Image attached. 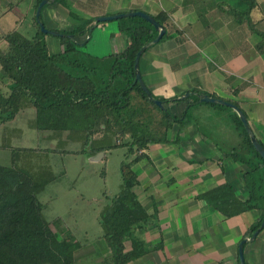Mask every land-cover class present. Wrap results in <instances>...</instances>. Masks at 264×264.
Segmentation results:
<instances>
[{
  "label": "crops",
  "instance_id": "obj_1",
  "mask_svg": "<svg viewBox=\"0 0 264 264\" xmlns=\"http://www.w3.org/2000/svg\"><path fill=\"white\" fill-rule=\"evenodd\" d=\"M67 1L71 13L93 21L86 51L98 58L121 52L128 38L117 21L96 25L95 19L131 12L168 18L171 38L149 48L140 70L154 96L181 101L168 107L179 118L186 114L189 125L178 138L176 126L170 143L147 146L133 166L135 192L153 219L143 236L149 253L129 264H238L239 245L252 237L247 234L263 213L226 218L210 195L229 185L239 200H247L245 172L259 161L243 143L233 109L193 103L200 94L238 106L264 147V0ZM185 94L190 96L182 99ZM244 254L246 264H264V230L244 245Z\"/></svg>",
  "mask_w": 264,
  "mask_h": 264
},
{
  "label": "trees",
  "instance_id": "obj_2",
  "mask_svg": "<svg viewBox=\"0 0 264 264\" xmlns=\"http://www.w3.org/2000/svg\"><path fill=\"white\" fill-rule=\"evenodd\" d=\"M42 1L36 0V12ZM60 1L63 0L55 3ZM254 7L252 3L247 14ZM155 19L167 30L159 42L163 43L171 38L168 18L161 14ZM117 22L128 38L126 48L103 58L86 51L93 21L59 31L73 36L59 38L62 47L59 54L51 55L47 35L42 33L37 21L35 37L28 39L17 31L7 33L8 48L0 53L3 78L10 82L7 92L0 89V126L14 121L21 111L33 108L32 128L38 133H67L69 139L90 145L88 152L87 147L83 150L90 157L117 148L127 149V160L121 165V190L117 195L106 196L107 204L99 215L103 238L110 249V255L101 264H129L149 253L143 236L153 217L135 192L139 182L133 166L144 159L141 152L147 146L168 144L176 126L178 138L180 128L189 125L186 114L179 118L169 110L168 105L180 103L179 99L153 95L163 103L162 108L158 107L136 82V56L143 46L158 37V31L139 17ZM261 36L264 40V33ZM195 99L193 104L200 102L197 96ZM234 117L243 143L259 161L251 166V171L245 172L250 195L241 201L233 188L225 185L210 195L217 203L210 202L226 218L261 210L262 218L247 234L251 237L264 220V175L260 172L264 169V160L236 113ZM0 149L10 150L12 155L10 166L0 163V264H77L75 253L83 245L72 235L59 238L51 229L45 205L39 199L55 180L51 171L42 165L32 171L18 167V152L30 149L4 146ZM53 152L59 150H46L49 154Z\"/></svg>",
  "mask_w": 264,
  "mask_h": 264
},
{
  "label": "rangeland",
  "instance_id": "obj_3",
  "mask_svg": "<svg viewBox=\"0 0 264 264\" xmlns=\"http://www.w3.org/2000/svg\"><path fill=\"white\" fill-rule=\"evenodd\" d=\"M65 1L48 4L43 10L41 22L47 29L64 31L70 30L69 27L84 26L86 17L71 15V5ZM31 5L32 0H9L6 8L0 6V53L8 48L5 40L7 33L17 31L28 39L37 34L36 11L31 10ZM64 8L68 12L65 20L60 17ZM46 42L51 55L62 50L58 37L47 35ZM113 42H116L114 38ZM0 75V89L7 92L10 82L3 78L1 65ZM34 119L35 109L27 108L14 121L2 124L0 146L30 149L18 152L19 168L32 171V168L42 165L51 171L55 180L39 195L45 205V216L51 223V229L60 239L72 235L75 241L83 245L75 253L77 264H101L110 255V249L103 238L99 215L107 204L106 196L117 195L121 190V165L127 160V149L117 148L106 155L99 153L90 157L83 151L87 147L88 152L90 145L85 146L83 141L69 139L67 133H38L31 127ZM47 149L59 152L49 154L46 153ZM11 160V151L0 149V163L10 166Z\"/></svg>",
  "mask_w": 264,
  "mask_h": 264
},
{
  "label": "water",
  "instance_id": "obj_4",
  "mask_svg": "<svg viewBox=\"0 0 264 264\" xmlns=\"http://www.w3.org/2000/svg\"><path fill=\"white\" fill-rule=\"evenodd\" d=\"M57 0H43L40 5L38 6L37 12H36V21L42 31V33L46 34V35H51L54 37H70L72 38L73 36L71 35H65L60 33L59 31H52L46 28V26L41 22V14H42V10L43 8L48 5V4H52L54 2H56ZM133 17H139L142 18L144 20H146L148 23H150L157 31H158V37L152 41L151 43L146 44L145 46H143L135 59V74H136V82L139 83L140 87L142 88V90L146 93V95L148 96L149 99H151L158 107H163V103L159 100L154 99L153 97V93L150 91V89L147 87V85L145 84L142 74H141V70H140V60L142 55L144 54V52L149 49L150 47L158 44L162 38L165 36L166 34V30L164 28L163 25H161L153 16L144 13V12H131V13H125V14H118V15H113V16H105V17H99L96 19V25L100 24V23H105V22H111V21H119L121 19L124 18H133ZM89 39V37H88ZM190 96V94H185L182 99L188 98ZM198 97L200 98V101L202 103H208V104H218V105H222V106H226L229 107L231 109H233L239 116L240 120L242 121L246 131L248 132L252 144L254 146V148L256 149V151L260 154V156L263 158L264 160V147L261 145V143L257 140V138L255 137L253 130L249 124L248 118L245 115V113L236 105L226 102L224 100L221 99H217V98H212L209 97L207 95H198ZM264 229V220L261 224V227L252 235V237L250 239H244L240 245H239V258H240V262L241 264H246L245 261V254H244V245L246 243H248L249 241H254L258 235L261 233V231Z\"/></svg>",
  "mask_w": 264,
  "mask_h": 264
}]
</instances>
